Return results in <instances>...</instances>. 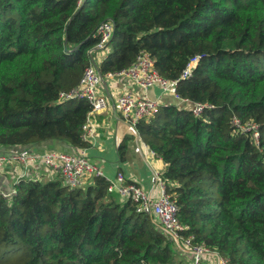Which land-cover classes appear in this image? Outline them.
<instances>
[{
  "label": "trees",
  "instance_id": "trees-1",
  "mask_svg": "<svg viewBox=\"0 0 264 264\" xmlns=\"http://www.w3.org/2000/svg\"><path fill=\"white\" fill-rule=\"evenodd\" d=\"M104 22L113 37L103 77L145 51L174 81L199 57L176 92L212 108L195 116L160 105L137 133L166 164L184 234L234 264H264V0H0V151L90 147V105L59 94L78 84ZM233 117L258 126V145ZM15 190L0 195V264H189L103 178L73 190L58 176L22 180Z\"/></svg>",
  "mask_w": 264,
  "mask_h": 264
},
{
  "label": "built area",
  "instance_id": "built-area-1",
  "mask_svg": "<svg viewBox=\"0 0 264 264\" xmlns=\"http://www.w3.org/2000/svg\"><path fill=\"white\" fill-rule=\"evenodd\" d=\"M97 36L99 38L97 45L89 51L92 54L90 64L85 68L78 84L68 92L59 94V100L62 102L84 99L90 105V111L82 126V138L86 142L90 143L96 133L94 115L107 109L108 102L103 93L102 84L108 79L126 80L140 91L139 94H133L130 90L125 91L116 100L122 119L131 134L135 136L138 135L136 125L141 120L152 117L160 106L158 101H153L146 95L150 88L157 87L163 93L173 96L178 101V107L192 112L195 116L212 108L207 103H194L182 99L176 92V84L190 77L199 61L198 56L190 59L180 78L174 81L167 80L157 73L154 60L145 51H141L134 63L127 69L103 77L99 73V65L109 53L107 45L113 37V24L111 22L102 23L97 30ZM232 127L238 132L248 133L254 143L259 144V128L255 123H241L238 118L233 117ZM145 151L155 156L146 146ZM16 163L20 166V172L13 176L11 188L6 189L2 178L8 174L9 164ZM40 168L51 170L55 174L54 177L61 178L71 190L86 186L92 182L93 178H103L107 182V192L116 195L122 202H130L137 214L149 216L156 226L168 236L175 250L185 256L189 264H234L217 251L210 250L204 244L195 243L193 236L184 234L187 227L178 218L175 197L167 191L166 184L159 173L153 175L151 190L145 191L136 182L127 181L122 172H117L112 179L106 177L104 172L90 160L87 149H75L71 152L55 150L36 152L13 148L6 152L0 151V195L7 200L11 198L16 194L15 186L22 180L43 181L44 179L36 173L33 176L30 175V171Z\"/></svg>",
  "mask_w": 264,
  "mask_h": 264
},
{
  "label": "crops",
  "instance_id": "crops-1",
  "mask_svg": "<svg viewBox=\"0 0 264 264\" xmlns=\"http://www.w3.org/2000/svg\"><path fill=\"white\" fill-rule=\"evenodd\" d=\"M103 93L107 97V109L94 115L96 133L90 141V147L87 154L90 160L95 163L108 178H113L117 172H122L127 181H134L145 191H149L153 185L154 173H163L166 164L159 158L149 155L145 151V145L140 141L138 135H133L128 130L127 124L121 117L116 100L125 91H132L133 94H139L140 91L126 80L108 79L103 81ZM146 95L153 101H158L160 105H178V101L171 95L163 93L159 88H150ZM124 152L123 161L119 158L118 148ZM55 150L62 152H71L75 149L62 143H46L33 148L32 151L44 152ZM8 174L3 176L2 182L6 189L11 188L13 176L20 172V166L9 164ZM42 179L54 177L51 170L40 168L30 171ZM115 198L119 199V197Z\"/></svg>",
  "mask_w": 264,
  "mask_h": 264
},
{
  "label": "rangeland",
  "instance_id": "rangeland-1",
  "mask_svg": "<svg viewBox=\"0 0 264 264\" xmlns=\"http://www.w3.org/2000/svg\"><path fill=\"white\" fill-rule=\"evenodd\" d=\"M96 54L98 55V52H97ZM96 54H95V55H96ZM182 260L185 261V260L183 259V257H182Z\"/></svg>",
  "mask_w": 264,
  "mask_h": 264
}]
</instances>
